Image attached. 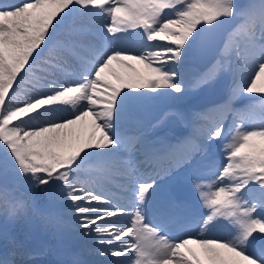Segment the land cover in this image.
I'll return each mask as SVG.
<instances>
[{
    "label": "snow or ice",
    "instance_id": "obj_1",
    "mask_svg": "<svg viewBox=\"0 0 264 264\" xmlns=\"http://www.w3.org/2000/svg\"><path fill=\"white\" fill-rule=\"evenodd\" d=\"M198 49L213 52L204 70ZM223 77L231 87L189 134L150 138L151 103ZM180 170L198 201L159 211L158 178ZM29 213L81 242L69 264H264V0H0V214ZM224 221L229 234L211 235ZM92 252L103 259L80 258Z\"/></svg>",
    "mask_w": 264,
    "mask_h": 264
},
{
    "label": "bare ground",
    "instance_id": "obj_2",
    "mask_svg": "<svg viewBox=\"0 0 264 264\" xmlns=\"http://www.w3.org/2000/svg\"><path fill=\"white\" fill-rule=\"evenodd\" d=\"M3 2L5 3H15L17 2V0H3ZM139 30H137L138 32ZM123 35V34H122ZM139 41V37L138 36H133L131 39H130V44H132L134 47L135 45L138 43ZM162 43V42H161ZM194 59V58H193ZM138 67H140L139 65H137ZM115 70L117 72H126L128 71L127 69H123L121 68L119 65H115ZM111 78V77H110ZM228 79V77H223L219 80V82H224L223 84V88L225 89V92H224V96L225 94L227 93V91L229 90L230 86L232 85V82H230L227 87L225 88V83H226V80ZM214 83L212 84L211 86H207V87H204L205 89L207 88H215L216 85L219 83ZM202 88V89H204ZM202 89H197V90H194L191 94H194L196 93L197 91H200ZM188 96H186L185 98H187ZM185 98L181 99V100H175V99H172V98H165V99H160V100H157L156 102L154 101L152 105H149V109H153L155 108L159 102L161 101H164V102H169L172 103V102H175V101H178V102H182L185 100ZM258 103V101H257ZM249 104V100L246 96H241V97H237L234 101V107L236 108H244L246 107L247 105ZM209 107H206L205 109H207ZM170 110V112H167V115L165 116V119L166 120H169L171 119V117L177 112V108L174 107V106H170L168 108ZM204 109V110H205ZM194 113H191V115H193ZM150 120H152L150 123H154V122H157L158 120H160V118L157 116H155L154 118H150ZM149 123V122H148ZM220 150H218L217 148H209V157L211 159H214L216 161H222L223 160V155H219L220 154ZM220 156V158H219ZM180 172H183L182 170L180 171H177L175 172L174 174H162L161 178H158V184L160 186L159 190L165 186L166 184H170L171 183H175L176 185H178V190L180 189V186H181V173ZM184 173V172H183ZM185 177L187 178L186 176V173H185ZM186 187L188 189V192H189V201L193 202L195 200L194 196L197 198L196 201H198V196L197 194L192 191L191 189V185L188 183V180H187V184H186ZM106 188L108 189L107 186H105L104 188V191L105 192H112L115 194V196H117L118 192L115 191V190H106ZM37 190V189H36ZM20 192L21 194L25 197V198H31L32 195H34L33 193V190H28L27 189V186L26 185H21L20 186ZM41 192V190H40ZM162 191H158V194L157 196L161 193ZM47 195H45L43 197V199H45L46 201V204L48 203V199L46 197ZM157 198V197H156ZM130 199H131V195L128 197V200L127 202H124L122 201L121 199H117L121 204H128L130 202ZM44 202V203H45ZM195 203V202H193ZM203 208L201 207L199 209V211H202ZM60 211V206L57 205V212ZM206 209L203 210V212L206 213ZM24 216H21L20 218L18 219H15V220H10V224L8 226H6V228H3L2 230V224L0 222V256L4 255L6 252H12L14 251L15 252V261H16V264H21L23 263V261L25 262L26 261V264H41L42 263H45V264H54V262L57 260V259H68L69 257V249H70V242H66L65 245H64V250L62 252H57L56 250H54L50 244H47L46 242H43L42 239H39V238H36L34 240V243L33 245L30 243L29 239H28V236L26 234V230L25 228L23 227V222H22V219H23ZM31 218V217H30ZM199 218V217H197ZM38 220V221H37ZM40 220H43L39 217H36V216H33L32 217V221L34 222H39ZM126 220V219H125ZM1 221V220H0ZM231 226L228 224L227 221H224L223 224L218 227L211 235H214V236H227L229 234V230H230ZM61 231V230H60ZM189 231L192 233V234H195V231H196V226L195 224H193V226L191 227V229H189ZM63 232V231H62ZM58 233H59V230H58ZM67 235V238H72L71 235H69L67 232H63L62 235ZM179 235H184V233L180 230H178V236ZM76 240V239H75ZM34 247V250L32 251V254L30 253L31 252V248ZM30 248V249H29ZM41 248H44L45 250H47L51 256L53 257L51 260L50 259H46L45 257L41 256V255H38L37 253H33ZM81 250V247L78 248V251L77 252H80ZM75 252V250H73ZM83 259H86V258H83ZM22 260V261H21ZM21 261V262H20ZM59 264V263H58Z\"/></svg>",
    "mask_w": 264,
    "mask_h": 264
},
{
    "label": "rangeland",
    "instance_id": "obj_3",
    "mask_svg": "<svg viewBox=\"0 0 264 264\" xmlns=\"http://www.w3.org/2000/svg\"><path fill=\"white\" fill-rule=\"evenodd\" d=\"M229 81H231V77H228V79L226 80V83H225V85L226 84H228L229 83ZM224 82L225 81H223L222 83L221 82H219L217 85H216V87L215 88H207V89H202L203 90V92H200L199 93V95H198V99H196L195 100V103L196 104H202V105H204L205 104V102H206V95L207 94H209V93H211V92H220V94H221V97L222 96H224V88H223V84H224ZM220 87L221 88H223V89H220ZM201 91V90H200ZM192 95H196V93H194V94H189L188 95V97L189 96H192ZM148 113H153L152 111H149ZM219 150H220V148H219ZM220 156L222 155V153L220 152V154H219ZM220 156H219V158H220ZM38 190V189H37ZM122 192H124V191H122ZM128 194V193H127ZM45 195H47L46 193H44V192H40L39 191V193L37 192V191H35L34 192V195H32V197L31 198H35V200H36V202L38 203V204H46V200L45 199H43V197L45 196ZM31 198H26V199H31ZM47 198H48V196H47ZM123 198V200H127V198L126 197H122ZM197 199V198H196ZM45 202V203H44ZM30 215H32L31 213H29L28 215H25L27 218H28V216H30ZM24 216V217H25ZM26 217L25 218H23L22 219V222H23V225L25 224V227L27 228V232L29 233V236H30V240H32V239H34V237H33V234L30 232V228L31 227H33V229H34V231H35V233H36V235L38 236V237H42V238H45V237H47L48 239H49V244H51V246L53 247V248H55V249H57V250H60L59 249V245H57V243H56V238L59 240L60 239V235H61V233H62V230L60 231V229L59 228H57V226H55L54 224H50V223H48L47 221H45V220H40L39 222H35L34 221V224H33V226L31 225H29L28 224V220H26ZM32 217H33V215H32ZM0 222H1V224H4V226H7L8 224H9V220H11V219H6L5 217H4V215L3 214H1L0 215ZM126 223H127V221H126ZM2 227V226H1ZM4 228H6V227H4ZM58 230H59V233H58ZM59 241H61V240H59ZM33 245V244H32ZM45 255V254H44ZM47 255V254H46ZM15 259V258H14ZM25 264V263H24Z\"/></svg>",
    "mask_w": 264,
    "mask_h": 264
}]
</instances>
